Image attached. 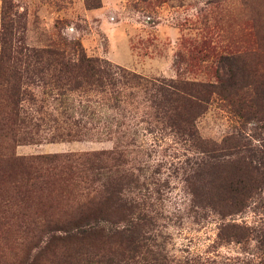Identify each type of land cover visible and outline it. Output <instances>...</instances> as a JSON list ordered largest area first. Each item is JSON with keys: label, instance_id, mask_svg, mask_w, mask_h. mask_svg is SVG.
<instances>
[{"label": "rangeland", "instance_id": "374dc122", "mask_svg": "<svg viewBox=\"0 0 264 264\" xmlns=\"http://www.w3.org/2000/svg\"><path fill=\"white\" fill-rule=\"evenodd\" d=\"M9 1L17 15L15 26L24 19L25 30L19 29L15 39L24 47L68 48L81 43L89 57L147 79L217 85L233 70L243 86L264 83V0ZM3 6L0 0V55ZM252 88L212 97L196 122L203 141L219 149L238 145L246 156L264 151V115L256 114V108L245 109ZM23 107L38 112L45 122L66 109L50 103ZM5 112L3 104L1 117ZM45 127L22 125L15 139L16 131L0 124V264H28L46 241L48 225L79 220L99 207L94 202L98 185L80 180L59 163L32 159L111 151L113 142L36 143L45 136ZM142 133L127 147V158L132 161L128 168L134 165L141 175L144 190L137 195L150 215L146 220H153L150 239L144 242L148 256L190 259L195 264H264V183L255 185L253 198L239 214L222 218L207 205L190 201L184 178L196 159L191 147L176 144L170 135L156 144L152 135ZM233 153L234 149H224L216 154L230 162L235 161L228 156ZM248 175L241 164H224L206 176L205 186L222 192L225 181L249 179ZM227 224L241 229L236 231L240 243L226 239L221 228ZM221 233L224 239L218 238Z\"/></svg>", "mask_w": 264, "mask_h": 264}, {"label": "trees", "instance_id": "16d2710c", "mask_svg": "<svg viewBox=\"0 0 264 264\" xmlns=\"http://www.w3.org/2000/svg\"><path fill=\"white\" fill-rule=\"evenodd\" d=\"M15 17L11 2L4 0L0 107L4 104L8 112L3 117L0 115V124L16 131L15 139L20 137L17 134L22 125L38 130L48 126L45 136L37 140L39 144L83 141L114 144L111 151L32 159L59 163L64 170L76 172L80 180L98 185L94 202L99 207L79 220L48 225L46 241L28 264H195L190 259L148 256L144 242L150 239L153 220L151 217L146 220L150 215L144 213L143 200L137 195L144 186L141 175L136 174L139 170L134 169V165L128 168L132 161L127 158V147L137 143L141 130L142 135H152L156 144L165 142L170 135L176 144L190 146L196 155L190 174L184 178L190 201L207 205L222 218L239 214L253 198L255 185L264 183V151L246 156L238 145L230 143L221 149L212 148L199 136L196 122L215 94L231 95L251 85L253 94L245 109L256 108V114L264 115V83L243 86L244 80L238 79L233 70L217 85L147 79L107 60L89 57L81 43L68 48L24 47L21 41V44L15 41L18 30H25L24 19L19 18V26H15ZM25 103L33 107L61 104L66 109L49 120L50 126L45 119L39 118L38 112L33 109L27 112L23 107ZM224 149L235 150L228 155L235 161L225 162L217 156L216 153ZM21 162L26 161L22 159ZM234 162L248 169L249 179H229L222 192L207 190L206 176ZM221 230L227 232V240L240 243L236 232L240 228L227 224ZM223 237L222 233L218 236Z\"/></svg>", "mask_w": 264, "mask_h": 264}]
</instances>
